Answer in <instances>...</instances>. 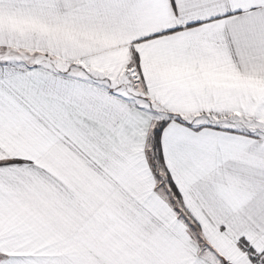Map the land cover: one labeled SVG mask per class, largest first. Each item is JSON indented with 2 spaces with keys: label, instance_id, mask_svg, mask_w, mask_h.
I'll return each mask as SVG.
<instances>
[{
  "label": "snow or ice",
  "instance_id": "1",
  "mask_svg": "<svg viewBox=\"0 0 264 264\" xmlns=\"http://www.w3.org/2000/svg\"><path fill=\"white\" fill-rule=\"evenodd\" d=\"M0 264H264V0H0Z\"/></svg>",
  "mask_w": 264,
  "mask_h": 264
}]
</instances>
